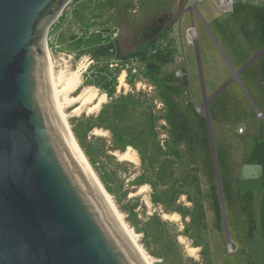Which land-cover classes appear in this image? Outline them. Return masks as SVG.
I'll return each mask as SVG.
<instances>
[{
  "label": "rangeland",
  "instance_id": "rangeland-1",
  "mask_svg": "<svg viewBox=\"0 0 264 264\" xmlns=\"http://www.w3.org/2000/svg\"><path fill=\"white\" fill-rule=\"evenodd\" d=\"M117 2L72 0L47 36L55 81L82 71L71 96L106 98L92 113L60 97L76 143L152 264H264V119L254 109L264 115L255 95L264 101V55L239 81L232 72L264 44V6L239 0L224 13L218 0L175 1L163 16L174 29L160 41L173 44L174 63L157 75L138 54L156 38L147 26L163 17L120 56ZM113 44L117 53L102 57ZM167 73L173 83L162 82ZM128 151L134 163L116 155Z\"/></svg>",
  "mask_w": 264,
  "mask_h": 264
},
{
  "label": "water",
  "instance_id": "water-1",
  "mask_svg": "<svg viewBox=\"0 0 264 264\" xmlns=\"http://www.w3.org/2000/svg\"><path fill=\"white\" fill-rule=\"evenodd\" d=\"M173 1L124 2L120 56ZM70 2L0 0V264H145L59 110L46 40Z\"/></svg>",
  "mask_w": 264,
  "mask_h": 264
},
{
  "label": "bare ground",
  "instance_id": "bare-ground-1",
  "mask_svg": "<svg viewBox=\"0 0 264 264\" xmlns=\"http://www.w3.org/2000/svg\"><path fill=\"white\" fill-rule=\"evenodd\" d=\"M47 41V40H46ZM47 45V43H46ZM52 66V64H51ZM86 68V67H85ZM84 69V68H83ZM81 72H76L74 74H72V76L70 78H66L63 74L60 75L59 77V81H55V77H54V72H53V67H52V74H53V82H54V89H55V93H56V98H57V102H58V106H59V110L61 112V115H62V118L64 120V123L72 137V140L76 146V148L78 149V151L80 152V154L82 155V157L84 158L85 162L87 163L89 169H90V172L94 178V180L96 181L99 189H100V192H101V195H102V198L104 200V202L106 203V205L108 206V208L110 209L112 215L118 220V222L121 224V226L123 227V229L125 230L127 236L131 239L134 247L136 248V250L138 251V253L140 254L142 260L144 261L145 264H152V260L146 256L145 252L143 251L142 247H140V245L138 244V235H134V233H132L131 229H129L127 227V224L124 222V217H122V215L118 212L116 206H115V203L112 201V198H111V195L108 194L106 191H105V188L102 187V183L100 184L99 181L97 180L96 176L94 175L92 169H91V166L88 164L89 162H87L86 160V157L84 156L82 150L80 149L81 147H79L76 143V140L74 139L71 131H70V128H69V125H68V122H67V119H66V115L64 113V106L63 104L60 103V97H63L64 100L68 103H80L79 107L75 110L76 112H79V111H82L84 110L87 105H91L89 107V112H92L93 111H98L100 110V108L102 107V104L103 102L105 101V97H102L101 100L95 104H93L92 102L96 100V97L97 95L96 94H90L91 91L90 90H86L85 93L79 95L78 97H72L71 94L77 90V88L79 87L80 83H81ZM81 86V85H80ZM121 87H126V85L124 84V77L121 78ZM88 89V88H87ZM67 103V104H68ZM100 132H96V135H99ZM104 135V134H103ZM135 154V153H134ZM117 156H119L120 160L121 161H128V162H132L134 163L135 162V156L132 154V151H128L126 153H123V154H116ZM138 160V159H137ZM147 187H143L141 188L142 191L141 192H145L147 189ZM166 219H171V220H175L177 219V216H168L167 214L164 216ZM188 252L191 254V255H195L198 251L197 248H188ZM151 260V261H150Z\"/></svg>",
  "mask_w": 264,
  "mask_h": 264
},
{
  "label": "trees",
  "instance_id": "trees-1",
  "mask_svg": "<svg viewBox=\"0 0 264 264\" xmlns=\"http://www.w3.org/2000/svg\"><path fill=\"white\" fill-rule=\"evenodd\" d=\"M157 6H158L157 3L149 4L145 6L141 10V16L143 15L146 16L149 13V11L151 12L152 9ZM165 17H163L162 20H160L158 23L156 22V24L153 25L152 27L147 26V31L153 30V32L156 33L155 34L156 38H154L152 43L149 45V49L147 51L138 54V57L141 58L142 61L148 65L149 68H153V71H155L157 75L161 74V70L164 67H168L169 65L174 63V56H175V52H174L175 50L171 42L167 43L166 45H164L163 43L162 44L160 43V41L167 39L169 36V33H171L174 29V24H173L174 22L164 21L166 20ZM169 19L170 18L168 17V20ZM159 23L163 24L162 28ZM98 52H100L102 54L101 56L103 57L104 55H108L111 53L116 54L117 49H116V46L113 44V45H108V46H105L104 48L99 49ZM103 76L105 75L103 74ZM174 78H175L174 74L170 75L167 73V76H163L162 82L164 84L173 83L172 81L174 80ZM165 80H167V82ZM112 82L115 83V81L111 80L110 78L107 81V83H109L110 86L111 84H113Z\"/></svg>",
  "mask_w": 264,
  "mask_h": 264
},
{
  "label": "crops",
  "instance_id": "crops-1",
  "mask_svg": "<svg viewBox=\"0 0 264 264\" xmlns=\"http://www.w3.org/2000/svg\"><path fill=\"white\" fill-rule=\"evenodd\" d=\"M126 0H119V3L117 2L115 5H114V7H113V10H114V14L113 15H115L116 13H117V9L119 10L118 12H119V14H120V12H121V10H122V7H123V5H124V2H125ZM175 1H177V0H174L172 3H174ZM187 2H188V0H187ZM239 3V2H238ZM237 3V4H238ZM248 3V2H247ZM117 4H118V6H117ZM187 4V3H186ZM242 4H244V3H242ZM236 5V4H235ZM235 5H234V7H233V13H234V11H235ZM244 5H247V4H244ZM256 6V5H255ZM264 6V4H261V5H258V6H256V7H263ZM185 8V7H184ZM219 11H221V10H219ZM231 12V13H232ZM260 12L262 13V11L260 10ZM260 13V14H261ZM264 13V12H263ZM263 21H264V19H263ZM104 31V30H103ZM258 36L259 37H262L263 39H264V26L261 28V31H259V33H258ZM260 49V50H259ZM259 49H254L253 51H251V52H248V54H250V56L249 57H247L246 59H244L243 61L242 60H239V61H237V62H239V70H241L239 73H237L236 72V70L235 69H232V72H233V74H234V79L233 80H238L239 81V76L241 75V74H243V73H245L249 68H251L252 66H253V64L258 60V59H260L263 55H264V44L262 45V46H260L259 47ZM258 51H260V53L258 54V55H256L257 53L256 52H258ZM220 52H221V50H220ZM223 54V53H222ZM223 57H224V59H226V57L224 56V54H223ZM249 58V59H248ZM248 61V62H247ZM229 63V62H228ZM250 64V65H249ZM218 93V92H217ZM255 95H256V99L258 100V102L260 103V105H261V107H263L264 108V101H263V99L258 95V93H256L255 92ZM206 104H204V106H205ZM254 109H255V111L256 112H260V110H259V108H257L255 105H254ZM253 108H251V110H254ZM264 119V118H263ZM245 133V129H244V132L242 133V135Z\"/></svg>",
  "mask_w": 264,
  "mask_h": 264
},
{
  "label": "built area",
  "instance_id": "built-area-1",
  "mask_svg": "<svg viewBox=\"0 0 264 264\" xmlns=\"http://www.w3.org/2000/svg\"><path fill=\"white\" fill-rule=\"evenodd\" d=\"M213 1H215V0H213ZM240 1L244 4H247V0H240ZM238 2H239V0H218V4L216 6L219 10H221L224 13H231L233 11L234 5L237 4ZM253 3H254V5L258 6V5L264 4V0H253ZM191 32L194 34V32H195L194 28L191 29ZM189 33H190V31H189ZM191 36L192 35L189 34V44L194 45L195 43H197V37L194 35L195 39L193 40V38L191 39ZM184 61H185L184 58L178 60V62H184ZM111 66L113 67L114 65L112 64ZM177 76L179 78L182 77V75L179 72H177ZM186 76L188 77V73L186 74ZM257 117L259 119H263L264 115H262L260 112H257ZM242 131H243V128L240 126L239 132L241 133Z\"/></svg>",
  "mask_w": 264,
  "mask_h": 264
}]
</instances>
